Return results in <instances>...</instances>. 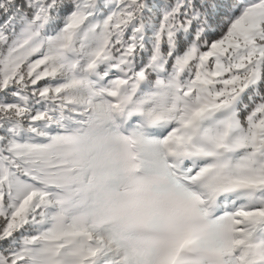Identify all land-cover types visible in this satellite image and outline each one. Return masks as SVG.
Instances as JSON below:
<instances>
[{
    "label": "snow or ice",
    "instance_id": "snow-or-ice-1",
    "mask_svg": "<svg viewBox=\"0 0 264 264\" xmlns=\"http://www.w3.org/2000/svg\"><path fill=\"white\" fill-rule=\"evenodd\" d=\"M0 264H264V0H0Z\"/></svg>",
    "mask_w": 264,
    "mask_h": 264
}]
</instances>
